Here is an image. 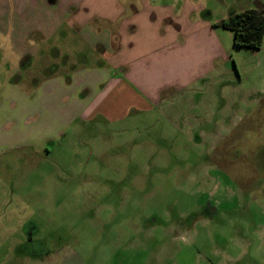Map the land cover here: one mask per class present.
<instances>
[{
	"label": "rangeland",
	"instance_id": "obj_1",
	"mask_svg": "<svg viewBox=\"0 0 264 264\" xmlns=\"http://www.w3.org/2000/svg\"><path fill=\"white\" fill-rule=\"evenodd\" d=\"M229 43L149 112L1 148L0 264H264V40Z\"/></svg>",
	"mask_w": 264,
	"mask_h": 264
},
{
	"label": "crops",
	"instance_id": "obj_2",
	"mask_svg": "<svg viewBox=\"0 0 264 264\" xmlns=\"http://www.w3.org/2000/svg\"><path fill=\"white\" fill-rule=\"evenodd\" d=\"M258 5L264 0H0V119L11 129L0 131V149L41 151L73 123L151 111L164 92L226 64L233 33L214 24Z\"/></svg>",
	"mask_w": 264,
	"mask_h": 264
},
{
	"label": "trees",
	"instance_id": "obj_3",
	"mask_svg": "<svg viewBox=\"0 0 264 264\" xmlns=\"http://www.w3.org/2000/svg\"><path fill=\"white\" fill-rule=\"evenodd\" d=\"M219 26L233 33V45L259 50L264 40V8L261 5L234 13L220 20Z\"/></svg>",
	"mask_w": 264,
	"mask_h": 264
}]
</instances>
